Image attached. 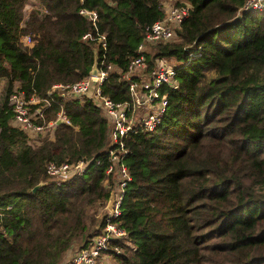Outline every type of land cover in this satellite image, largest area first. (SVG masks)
Segmentation results:
<instances>
[{"label": "trees", "instance_id": "1", "mask_svg": "<svg viewBox=\"0 0 264 264\" xmlns=\"http://www.w3.org/2000/svg\"><path fill=\"white\" fill-rule=\"evenodd\" d=\"M24 21L27 0H0V264H64L67 256L102 234L92 218L113 188L105 174L108 120L90 92L48 90L85 78L94 51L91 21L98 14L106 36L102 84L112 100L129 98L121 77L146 26L163 18L164 1L189 4L175 37L149 44L148 70L173 59L176 84L159 126L127 140L130 174L113 219L125 230L109 240L97 264H264V11L241 10L244 0H37ZM32 44L26 45L25 35ZM18 85L37 97L46 137L32 139L11 124L8 96ZM89 160L67 178L46 174V164ZM44 185L36 192L38 183Z\"/></svg>", "mask_w": 264, "mask_h": 264}, {"label": "built area", "instance_id": "2", "mask_svg": "<svg viewBox=\"0 0 264 264\" xmlns=\"http://www.w3.org/2000/svg\"><path fill=\"white\" fill-rule=\"evenodd\" d=\"M82 3L83 0H80ZM36 11L45 13L40 6L32 7ZM40 9V10H39ZM241 10L264 11V0H244ZM163 18L146 26L142 41L135 49V54L129 59L126 69L121 72V77L128 83L129 98L122 101H114L109 94L103 92L102 84L111 71L116 67L107 62L106 36L98 32L96 23L98 14L94 10L80 7L78 13L89 19L95 27V35L92 32L85 33L84 40H93L101 48V55H98V74L88 75L72 83H56L48 90L51 96L54 92L69 94L71 96L82 95L90 92V97L101 106V109L108 120L107 165L105 174L113 181L112 208L107 207L108 199L104 205L107 213L104 218L103 233L96 236L93 242L75 253L69 255L64 264H97L101 252L108 250L109 240L115 237H123L126 232L113 221L120 214V205L125 194L126 186L130 180V174L125 164V157L128 153L127 140L139 131H154L162 121L168 105V98L164 92V86L176 84L177 68L173 59L159 58L155 61L153 68L148 70L146 48L149 44L159 41H169L175 37L174 27L183 22L190 12L189 4L170 5L163 4ZM31 12V11H30ZM24 9V16L21 26L27 20ZM23 41L26 45L32 44L30 35H25ZM37 97H26L24 92L15 85L8 96V105L11 109V124L23 130L29 137H35L46 128L53 126L56 121H49L41 124L38 120L42 117L41 108H32V105L40 103ZM63 119L65 123L71 124L63 114L58 112L57 119ZM89 160H79L74 163H55L50 161L46 164V174L54 177L67 178L78 176L84 172ZM118 190V192H117ZM103 221V217H102Z\"/></svg>", "mask_w": 264, "mask_h": 264}, {"label": "rangeland", "instance_id": "3", "mask_svg": "<svg viewBox=\"0 0 264 264\" xmlns=\"http://www.w3.org/2000/svg\"><path fill=\"white\" fill-rule=\"evenodd\" d=\"M164 3H169L170 5H172L173 4V1H164ZM39 8H40V4L39 5H37ZM32 10H35V9H33L32 7H27V9H26V13L28 14L30 11H32ZM40 10V9H39ZM172 64H175V61L174 62H171ZM5 85H6V80H5V78H3V80H2V78L0 79V104H1V101H2V98H3V94H4V89H5ZM47 130L45 131V136L44 137H46V134H49L48 133V130H49V128H46ZM44 137H39V135H36L33 139H36V138H40V140L42 139V138H44ZM117 192H118V190H117ZM103 212H106L105 211V209H104V206L103 207H101L100 208V210L98 211V212H96V213H94L93 214V216H92V218L94 219V220H96V221H98V222H102V215H103ZM68 257V256H67ZM66 257V258H67Z\"/></svg>", "mask_w": 264, "mask_h": 264}, {"label": "water", "instance_id": "4", "mask_svg": "<svg viewBox=\"0 0 264 264\" xmlns=\"http://www.w3.org/2000/svg\"><path fill=\"white\" fill-rule=\"evenodd\" d=\"M90 75H94V74H98V55L96 50L94 51V60H93V64L92 67L89 71ZM64 120L59 118L56 120L55 124H59V123H63ZM44 185L43 182L38 183L37 185H35L32 189V192H36L40 187H42ZM107 207L110 209L112 208V195H110L109 199H108V203H107Z\"/></svg>", "mask_w": 264, "mask_h": 264}, {"label": "crops", "instance_id": "5", "mask_svg": "<svg viewBox=\"0 0 264 264\" xmlns=\"http://www.w3.org/2000/svg\"><path fill=\"white\" fill-rule=\"evenodd\" d=\"M37 5H39V2L37 1V0H27V2H26V6H25V11H26V9H27V7H36ZM2 80H3V78H2ZM6 80V79H5ZM44 134H45V131H43V132H40L38 135H39V137H43L44 136ZM30 138H32V137H30ZM34 138V137H33ZM32 138V139H33Z\"/></svg>", "mask_w": 264, "mask_h": 264}]
</instances>
